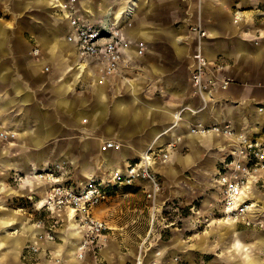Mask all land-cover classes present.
<instances>
[{"label":"crops","instance_id":"0c3cea01","mask_svg":"<svg viewBox=\"0 0 264 264\" xmlns=\"http://www.w3.org/2000/svg\"><path fill=\"white\" fill-rule=\"evenodd\" d=\"M59 4L64 0H0V123L17 134L0 142V264H243L227 260L230 254L211 241L235 238L238 245L242 233L256 239L264 230L252 234L239 222L225 229L220 218L209 217L201 220H208L209 228L201 233L205 240L195 234L192 241L189 225L198 222L202 209L216 207V175L231 140L214 133L190 135L188 129L229 123L264 146V0H201L199 16L207 30L204 78L214 80L204 107L190 80L196 0H74L69 9L53 6ZM236 12L238 21L233 20ZM70 15L82 22L119 24L131 43L144 41L146 51L136 56L130 48L133 65L117 74L103 76L91 64L79 71L73 65L76 45L66 39ZM220 76L231 78L226 88ZM157 137L158 145L181 138L169 161L155 168L161 182L159 217L150 216L147 203L146 219L131 218L127 225L134 227L123 229L105 220V208L94 207L111 235L97 260L89 253L84 260L77 257L82 232L73 213L54 211L57 220L42 219L38 225L34 208L42 204L47 185L18 176L62 161L67 162L62 179L75 176L71 183L78 186L135 160ZM105 140L119 143L120 149L105 147ZM259 179L264 182V170ZM133 185L135 193L129 194L145 197L146 182ZM257 188L251 197L264 208V191ZM200 193L206 198L198 206L192 201ZM184 207L187 215L171 213ZM259 224L264 225V211L251 226ZM49 230L55 238L32 252L36 234ZM216 247L217 258L203 259L202 252L214 254ZM251 256L247 264L260 263L264 247H254Z\"/></svg>","mask_w":264,"mask_h":264},{"label":"built area","instance_id":"2783aa9c","mask_svg":"<svg viewBox=\"0 0 264 264\" xmlns=\"http://www.w3.org/2000/svg\"><path fill=\"white\" fill-rule=\"evenodd\" d=\"M73 1L64 0L66 9L70 8ZM53 6L65 9L62 4ZM233 20H240V15L237 12L234 14ZM69 25L73 32L72 41L76 45V60L73 65L79 71H83L87 65L91 64L103 76L117 74L133 65L128 55L130 48H134L136 56H141L146 51L145 42L140 40L131 43L126 31L119 24L82 22L79 18L70 15ZM191 29L196 32L197 43L193 52L194 64L190 72V80L202 98L204 107L207 99L211 98L209 87L214 83L212 78H204L208 60L203 53L202 39L207 36V30L200 20ZM70 36L71 34H67V39H70ZM32 51L34 54L38 53L37 48ZM230 81L231 78L227 76L219 78L222 88H226ZM189 109L193 112L198 111V109ZM181 112L182 110L175 113L174 123H177ZM188 132L192 135L214 133L231 140L228 156L221 163L216 175L218 209L222 216L229 217L235 222L252 224V216H257L258 212L252 211L254 199L247 194L246 181L249 175H254L255 181H257L260 171L264 170V146L237 132L229 123L211 125L198 123L191 125ZM16 136L15 131L5 128L0 123V142H10ZM157 139L158 137L140 153L138 158L125 162L121 168L114 169L110 172V177L106 179L91 177L81 185L75 186V184L62 179L63 167L58 163L35 171L29 176H18L16 179H35L47 185L42 203L46 209L57 212H66L72 209L73 218L78 222L82 232L77 257L84 260L89 253L94 260H97L100 248L108 243L111 235L109 225L97 217L93 213V209L106 199L111 186L115 184L131 185L136 181H145L147 184L145 195L151 203L153 219L159 210L156 200L161 191V182L155 168L169 161L170 151L176 147L181 138L176 137L160 145L157 144ZM104 146L114 149L121 147L119 143L111 140H105ZM54 238L52 230L45 234L38 232L35 241L30 245V250L37 252L40 242ZM139 263L137 261L136 264Z\"/></svg>","mask_w":264,"mask_h":264},{"label":"rangeland","instance_id":"374dc122","mask_svg":"<svg viewBox=\"0 0 264 264\" xmlns=\"http://www.w3.org/2000/svg\"><path fill=\"white\" fill-rule=\"evenodd\" d=\"M65 1H71V0H65ZM72 4V2H71ZM70 4V5H71ZM196 8H198L199 12L196 13L195 12V17H194V21H193V24L191 25V28L192 26L197 22V21H201L202 23V20L199 16L200 14V5H201V0H196ZM200 7V8H199ZM192 30V29H191ZM193 31V30H192ZM194 35H195V40L197 42V35H196V32L193 31ZM195 50V49H194ZM189 133V132H188ZM196 135V134H195ZM59 164L61 167H63L62 169L64 170L66 165H67V162H53L51 163L49 166L51 165H54V164ZM77 171V170H76ZM77 174V173H76ZM93 178H97L96 176H92ZM110 177V173L109 175L103 177V179H106V178H109ZM91 177H87L85 178V180H82V181H87L89 180ZM260 176L257 177V181H256V185H257V190L259 192H263L264 191V182H261L259 181L260 179ZM73 179H75V176L71 177V178H68L67 181L68 182H72ZM83 182V183H84ZM134 184V183H133ZM133 184L131 185H123V184H115L113 186H111L109 189H108V192H107V197L105 200H103L100 204H98L100 208H105L106 209V216H104L105 220L106 219H109L111 220L112 222H114L115 224H118L119 226H124L123 229H126V228H130V227H134L133 225H127V222L129 220H131V218H135V217H140V218H144L143 220L146 219V217L148 216L149 214V210L146 208L145 205H148L149 206L151 205L150 202H146L145 200V197L143 195V193L141 192H138L136 194H129V193H135V189H133V187H130L132 186ZM134 186V185H133ZM255 186H253V190L251 193L254 192V189ZM159 197V196H158ZM157 197V200H156V203H158L159 205V199ZM205 198H206V195H204V193H200L198 194V196H194V200L192 201L194 204H197L198 206H200L202 204L203 201H205ZM260 198V196L258 197ZM38 200L39 198L36 197L34 199V202L35 204L37 203L38 204ZM215 208L213 210H209L207 212L204 213V209H202V211L199 212L198 216L195 218V220H198L197 223H195L194 226H191L189 225V231L191 230L193 232V239L192 241L195 243L196 242V236L195 234H201L204 232V229H208L209 227L208 224L206 226V222L208 220H206L204 223L203 221L201 220H205L207 218L210 217V220H212L213 218H220L218 223L219 225H224L223 228H234L235 225L232 227L231 224H234L235 222H233L232 220H230L229 218H225L224 216H222V214L220 213V210L218 209L217 207V198L215 197ZM174 201H177L176 199H174ZM255 201V213L258 212V215L257 216H253V219H261V214L263 215V211H264V208L262 206V204L260 202H257L256 200ZM148 203V204H147ZM40 207H35L34 208V218L35 219H38L39 220V225L42 226V219H45L47 220V222H52V220H57L56 219V212L52 211V210H48L46 209L43 204H39ZM190 206V205H189ZM187 207H184L182 210H180V212H171L172 214L174 213L175 215L177 213H181L182 215H187V210H186ZM59 212H63V211H58ZM165 212V208L163 209V213ZM166 213H168L166 211ZM202 214V215H200ZM152 214H150L151 216ZM161 215V214H160ZM192 215L191 214V211L189 210V219L192 217L190 216ZM159 217V211L156 212V217ZM168 216V214H167ZM194 216V215H193ZM209 220V221H210ZM202 222V223H201ZM141 226V229H143L145 227L144 224L140 225ZM161 226V225H160ZM159 225L156 226V228H160ZM38 227V225H37ZM122 229V230H123ZM241 230H246V231H250L252 234H255L256 232H259V231H262L264 230V225L262 226L261 224L257 225V226H251L250 225H246L244 223H241V227H240ZM206 233V232H205ZM204 235L201 234L199 235L200 238H205L203 237ZM199 238V239H200ZM211 239H216V236H211ZM240 239V242L241 244H236L235 243V238H231V239H227L225 240L224 242H221V241H211V244H213V247L215 246H219L220 249L222 250H226L228 254H230L229 257H227L226 259L227 260H231L233 261V259H236L239 262H242L243 264H247L245 261L249 262V260L252 259V256H251V253H252V250L254 249V247H256L257 245L259 246H262L264 247V233H261L260 236L256 239L254 238H251V236L249 235H245V233H242L241 237H239ZM205 240V239H203ZM211 247V248H213ZM218 247H216L214 249V254H213V251L211 252H202V256H203V259H205V257H209V259H213V257H218L219 255H217V253H220V249ZM234 253H238L240 254V256L238 255L237 258L234 257ZM238 258H240L241 260H244L243 261H239ZM227 264H231L230 262L227 261ZM258 264H264V258L263 260L258 263Z\"/></svg>","mask_w":264,"mask_h":264},{"label":"bare ground","instance_id":"6f19581e","mask_svg":"<svg viewBox=\"0 0 264 264\" xmlns=\"http://www.w3.org/2000/svg\"><path fill=\"white\" fill-rule=\"evenodd\" d=\"M63 6H65L66 7V4H62ZM131 11V9H128V12H130ZM69 27V30H68V33L67 34H71V38L70 39H67V37H66V39L67 40H70V41H72L73 39H72V36H73V32H72V29H71V27H70V25L68 26ZM190 134V133H189ZM190 135H192V134H190ZM36 166V165H35ZM262 171H260V173H261ZM256 177L254 176V175H249L248 176V178H247V181H246V188H247V194L251 197L252 196V190H253V186H256ZM252 198V197H251ZM253 199V198H252ZM43 200H44V197L42 198V201H41V203H43ZM253 209H252V211L253 210H255V201L253 200ZM56 211V210H55ZM69 211V213H73L74 214V212H73V210L72 209H69L68 210ZM70 216V215H69ZM68 217V216H67ZM225 217V216H224ZM225 218H229V217H225ZM252 218H253V216H252ZM230 219V218H229ZM230 220H232V219H230ZM233 222H235L234 220H232ZM36 237V236H35ZM39 243V242H38ZM70 252V251H69Z\"/></svg>","mask_w":264,"mask_h":264}]
</instances>
